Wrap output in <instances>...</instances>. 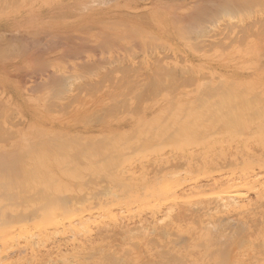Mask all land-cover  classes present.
Returning a JSON list of instances; mask_svg holds the SVG:
<instances>
[{
	"label": "rangeland",
	"instance_id": "obj_1",
	"mask_svg": "<svg viewBox=\"0 0 264 264\" xmlns=\"http://www.w3.org/2000/svg\"><path fill=\"white\" fill-rule=\"evenodd\" d=\"M252 5L251 12L245 15L221 14L218 20L209 22L210 30L204 32L201 24L196 25L195 14L186 13L178 4L156 15L155 21H165L166 29L108 31L109 38L117 44L109 45L106 54L98 56L107 57V61L91 62L92 75L85 78L89 83L85 104L88 109L75 108L80 104L74 102V90L66 93V103L61 99L65 108L39 111L42 119L38 121L48 124L27 121L18 108L6 110L0 106V155L12 154L11 160L18 162V169L12 170L17 171L15 174L21 172L20 176L10 174L12 178L7 174V184L0 177V264H47V259L48 264H264V0H255ZM179 68L186 72L180 73ZM12 90L18 95L15 85ZM258 112L261 116H253ZM224 124H231V128L226 130ZM212 159L213 163L225 160L238 165L225 167L226 164L224 168L220 163L210 164ZM2 166L0 171L12 165ZM188 171L191 175L185 173ZM171 173L175 175L170 178ZM235 174L255 176L229 188L240 192L246 203L226 215L207 212V216L205 206L214 207V193L229 187L226 179ZM215 181L223 185L212 190L207 182L216 186ZM196 182L197 187L207 186L192 189ZM60 199L67 203H58ZM42 206L47 209L42 210ZM184 208L189 210L183 211L186 215L180 213ZM171 210L169 220L165 217L163 221L162 213ZM190 212L191 218L199 215L201 219H190ZM17 213L25 216L21 218ZM173 215L179 217L175 219ZM51 231H57L55 236ZM168 231L171 234L165 236Z\"/></svg>",
	"mask_w": 264,
	"mask_h": 264
},
{
	"label": "crops",
	"instance_id": "obj_2",
	"mask_svg": "<svg viewBox=\"0 0 264 264\" xmlns=\"http://www.w3.org/2000/svg\"><path fill=\"white\" fill-rule=\"evenodd\" d=\"M253 1L255 0H178V2L172 0H106V2L98 0H0V33L5 34L4 37L0 36V38L6 39L8 37L7 40L19 41V43L17 41L8 43L9 40L3 42L4 44L7 43L8 47H14V45L16 47L19 44L12 51L9 50L12 53L7 49L8 53L5 50L8 48L7 44L4 45L2 39L0 40L2 43L0 48L3 46V50L6 51L3 56L4 51L2 53V48L0 49V106L6 110L18 108L24 113L27 121L34 120L35 124H48L38 121L42 119L39 111L43 108L48 110L65 108L64 105L61 106V99L63 104L66 103L65 100L69 98H67L66 93L74 90L75 95H77L74 102L77 105L80 104L75 108L88 109L85 104L88 95L86 88L89 83L85 77L91 73V62L107 61V57L98 58V56L105 55L109 45L117 44L112 40L105 41L112 39L109 38L108 31L166 29V22H156L155 18L157 14H163L164 9L169 5L178 4L181 8H185L186 13L196 15V11H199L198 7H206L210 4L208 7L211 10L208 14L206 11H209V8L207 9V7L205 12L201 11L208 16L201 14L200 11L197 13V15L200 13V15H204L201 17H205L203 20L199 16L200 19H197L199 21L196 20L197 24H201L204 29V25L207 27L208 22L218 20L221 14L250 13ZM201 9L203 10V8ZM106 42L107 44H105ZM46 43L49 49L44 47ZM24 45L28 47L25 49ZM20 46H22V50L18 49ZM42 46L44 47L43 50ZM71 48L74 51L70 50ZM103 49L104 51H102ZM75 51H78L77 53L80 55H77ZM93 55L95 56L94 59ZM31 73L36 74L33 76ZM59 74H62L63 78ZM80 76L83 77L84 81ZM58 78L63 83L58 82L59 86L55 87ZM43 80L47 81L43 82ZM12 85L17 88L18 95L12 90ZM60 85L64 88L61 89ZM53 88L62 90L56 91L58 94L62 93L63 90L64 92L56 98L57 93L55 90L53 92Z\"/></svg>",
	"mask_w": 264,
	"mask_h": 264
},
{
	"label": "bare ground",
	"instance_id": "obj_3",
	"mask_svg": "<svg viewBox=\"0 0 264 264\" xmlns=\"http://www.w3.org/2000/svg\"><path fill=\"white\" fill-rule=\"evenodd\" d=\"M95 1H97V0H95ZM98 1H102V2L105 1V2H106V0H98ZM107 1H109V0H107ZM207 3H208V2H207ZM230 4H232V3H230ZM206 5H207V4H206ZM209 5H210V4H208V5L206 6L207 9L209 8V7H208ZM211 5H212V4H211ZM251 5H252V4H251ZM262 5H263V4H262ZM203 6H204V5H203ZM225 6H226V4H225ZM252 6H253V5H252ZM196 7H197V6H196ZM206 7H201V8H203V10H202L200 7H198V8H199V11H200V12H201V11H204V12H205ZM233 7H234V6H233ZM84 8H85V7H84ZM220 8H221V6H220ZM223 8H224V7H223ZM225 8H226V7H225ZM82 9H83V8H82ZM197 10H198V9H197ZM210 10H211V9L209 8V11H206L207 14H208V12H210ZM218 10H219V9H218ZM230 10H231V9H230ZM240 10H242V9H240ZM195 11H196V10H195ZM195 11H194V12H195ZM199 11H196V15H194L196 20L199 18V16L201 17V16L206 15V13H204V12H201V14H204V15H200V13L197 15V13H198ZM213 11H214V9H213ZM215 11L217 12V10H215ZM234 11H235V10H234ZM248 11H250V10L248 9ZM225 12H226V11H225ZM229 12H232V11H229ZM211 13H212V11H211ZM222 13H223V11H222ZM238 13H239V12H238ZM192 14H194V13H192ZM209 14H210V13H209ZM224 14H225V13H224ZM241 14L243 15L244 13H241ZM210 15H211V14H210ZM214 15H215V14H214ZM216 15H217V14H216ZM244 15H245V14H244ZM206 16H208V15H206ZM204 18H205V17H201V19H203V20H204ZM190 19H191V18H190ZM199 19H200V18H199ZM185 20H186V19H185ZM203 20H202V21H203ZM198 21H199V20H197V22H198ZM101 22H102V21H101ZM193 22H194V21H193ZM197 22H196V25H197ZM200 22H201V21H200ZM190 23H191V22H190ZM202 23H203V22H202ZM208 23H209V22H208ZM210 24H211V23H210ZM183 25H184V24H183ZM211 25H212V24H211ZM198 26H199V23H198ZM204 27H205L204 29H202L203 27H200V29H202L203 32H204V31H207V30H210V28H208V27L206 28L205 25H204ZM181 28H182V27H181ZM192 28L194 29V27H191V28L188 27V29H192ZM195 28H196V27H195ZM178 29H179V28H178ZM193 29H192V30H193ZM197 29H198V27H197ZM205 29H207V30H205ZM180 30H181V29H180ZM106 31H107V30H106ZM189 31H190V30H189ZM191 32H193V31H191ZM203 32H201V33H203ZM33 33H34V31H33ZM193 33H194V32H193ZM201 33H199V34H201ZM10 34H11V33H10ZM12 34H13V33H12ZM19 34H20V33H19ZM19 34H16V35L19 36ZM29 34H31V33H29ZM41 34H42V33H41ZM103 34H104V33H103ZM187 34H190V33H187ZM191 34H192V33H191ZM191 34H190V35H191ZM196 34H197V33H196ZM3 35H5V34H4V33H2V34L0 33V36L4 37ZM16 35H15V36H16ZM20 35H21V34H20ZM27 35H28V33H27ZM116 35H117V34H116ZM36 36H37V35H36ZM108 36H109V35H108ZM126 36H127V35H126ZM135 36H136V35H135ZM155 36H156V35H155ZM181 36H182V35H181ZM184 36H185V35H184ZM2 37L0 38V40L2 39V40H1L2 43H3V42H7L8 40H9L8 43H9V42L11 43L12 39H11V41H10V39L7 40L8 37H7L6 39H3ZM5 37H6V36H5ZM9 37H10V36H9ZM188 37H189V36H188ZM191 37H192V36H191ZM193 37H194V36H193ZM11 38H13L12 35H11ZM14 38H15V37H14ZM58 38H59V37H58ZM18 39H19V38H18ZM21 39H22V37H21ZM31 39H32V38H31ZM112 39H113V38H112ZM162 39H163V38H162ZM32 40H34V39H32ZM32 40H31V41H32ZM109 40H111V39H108V40L106 39L105 41L108 42ZM1 41H0V43H1ZM13 41L16 42L17 40H14V39H13ZM13 41H12V42H13ZM22 41H23V40H22ZM22 41H21V42H22ZM28 41L30 42V40H28ZM39 41H40V40H39ZM51 41H53V40H51ZM102 41H103V40H102ZM105 41H104V42H105ZM17 42L19 43V41H17ZM35 42H36V41H35ZM89 42H90V41H89ZM107 42H106L105 44H107ZM112 42H113V41H112ZM2 43H1L0 45H2ZM58 43H59V42H58ZM91 43H92V42H91ZM101 43H102V42H101ZM3 44H4V43H3ZM6 44H7V43H6ZM6 44H4V45H6ZM14 44H15V43H14ZM30 44H31V43H30ZM32 44H33V43H32ZM37 44H38V43H37ZM43 44H44V43H43ZM50 44H51V42H50ZM53 44H54V43H53ZM56 44H57V42H56ZM17 45L19 46V44H17ZM27 45H28V43H27ZM27 45H26V47H28ZM35 45H36V44H35ZM41 45H42V44H41ZM41 45H40V46H41ZM66 45H67V44H66ZM66 45H65V46H66ZM18 46H16V47H18ZM22 46H23V45H22ZM22 46H20V48H18V49H19V50H20V49L22 50V48H21ZM33 46H34V45H33ZM81 46H82V45H81ZM2 47H3V46H2ZM2 47H1V48H2ZM4 47H5V46H4ZM7 47H8V44H7ZM14 47H15V45H14ZM14 47H12V46L10 47V46H9V47L6 48L5 50L7 51V49H8V51H9V50L12 51ZM16 47H15V48H16ZM26 47H25V45H24V48H25V49H26ZM30 47H31V46H30ZM34 47H35V46H34ZM44 47L47 48V43H46V46H44ZM44 47H43V46L41 47L42 50H43ZM50 47H51V46H50ZM77 47H78V45H77ZM94 47H95V45H94ZM94 47H93V48H94ZM1 48H0V49H1ZM11 48H12V49H11ZM46 48H45V50H46ZM67 48H68V47H67ZM69 48H70V47H69ZM74 48H75V47H74ZM101 48H102V46H101ZM101 48H100V49H101ZM115 48H116V47H115ZM3 49H4V48H2V53H3V51H4V53H3V56H4V54L6 53V51L3 50ZM18 49H17V50H18ZM47 49H49V47H48ZM80 49H82V48H80ZM89 49L91 50V48H89ZM100 49H99V50H100ZM17 50H16V51H17ZM70 50H73V49L71 48ZM0 51H1V50H0ZM8 51H7V52H8ZM11 51H9V52L12 53ZM48 51H49V50H48ZM65 51H66V50H65ZM65 51H64V52H65ZM68 51H69V50H68ZM73 51H74V50H73ZM73 51H72V52H73ZM79 51L81 52V50H79ZM102 51H104V49H103ZM102 51H101V52H102ZM170 51H171V50H170ZM9 52H8V53H9ZM23 52H24V51H23ZM26 52H27V51H26ZM44 52H45V51H44ZM77 52H78V51H77ZM77 52L75 51V53H77ZM96 52H97V50H96ZM19 53H20V52H19ZM42 53H43V52H42ZM73 54H74V53H73ZM63 55H64V54H63ZM77 55H80V53H79V54L77 53ZM0 56H1V54H0ZM102 56H103V55H102ZM60 58H61V57H60ZM41 59H42V58H41ZM76 59H77V58H76ZM38 60H39V58H38ZM84 60H85V59H84ZM112 60H113V59H112ZM118 60H119V59H118ZM121 60H122V59H121ZM97 61H98V60H97ZM110 61H111V60H110ZM88 62H89V60H88ZM123 63H124V62H123ZM125 63H126V62H125ZM157 63H158V62H157ZM120 64H121V62H120ZM41 65H42V64H41ZM91 65H93V64H91ZM101 65H102V64H101ZM116 65H117V64H116ZM121 65H123V64H121ZM39 66H40V65H39ZM46 66H47V65H46ZM79 66H80V65H79ZM87 66H88V65H87ZM89 66H90V65H89ZM127 66L130 67L131 65H127ZM142 66H143V65H142ZM40 67H41V66H40ZM77 67H78V66H77ZM85 67H86V66H85ZM118 67L121 68L120 66H118ZM123 67H126V66L124 65ZM123 67H122L121 69H123ZM149 67H150V66H149ZM152 67L154 68V66H152ZM162 67H163V66H162ZM162 67H161V68H162ZM171 67H172V66H171ZM104 68H105V67H104ZM130 68H131V67H130ZM150 68H151V67H150ZM163 68H164V67H163ZM165 68L168 70V68H170V67L167 68V66H166ZM78 69H79V67H78ZM83 69H84V68H83ZM127 69H128V68H127ZM138 69H139V68H138ZM171 69L174 70V67L171 68ZM93 70H94V69H93ZM125 70H126V69H125ZM153 70H154V69H153ZM159 70H161V69H159ZM167 70H166V71H167ZM173 70H172V71H173ZM179 70H180V68H179ZM33 71H34V70H33ZM107 71H108V70H107ZM127 71H128V70H127ZM127 71H126V72H127ZM132 71H133V70H132ZM135 71L138 72V70H135ZM149 71H150V70H149ZM162 71H163V69H162ZM174 71H175V70H174ZM174 71H173V72H174ZM182 71H183V70H182ZM182 71L180 70V73H181ZM61 72H62V71H61ZM170 72H171V71H170ZM184 72H186V71H183V73H184ZM25 73H26V72H25ZM76 73H77V72H76ZM85 73H86V72H85ZM87 73H88V72H87ZM91 73H92V71H91ZM91 73H90V74H91ZM106 73H107V72H106ZM156 73H157V72H156ZM23 74H24V73H23ZM35 74H36V73H35ZM35 74H34V75H35ZM171 74H172V73H171ZM31 75H33V74L31 73ZM31 75H30V76H31ZM34 75H33V76H34ZM59 75H60V74H59ZM61 75H62V74H61ZM61 75H60V76H61ZM91 75H92V74H91ZM93 75H94V74H93ZM103 75H104V74H103ZM172 75H173V74H172ZM174 75H175V74H174ZM22 76H23V75H22ZM50 76H51V74H50ZM67 76H68V75H67ZM67 76H64V78H67ZM77 76H79V75H77ZM68 77H69V76H68ZM80 77H82V76H80ZM30 78H32V77H30ZM34 78H35V77H34ZM62 78H63V75H62ZM85 78H86V77H85ZM101 78H102V77H101ZM149 78H150V77H149ZM46 79H47V77H46ZM51 79L54 80L53 78H51ZM69 79H71V78H69ZM75 79H76V78H75ZM78 79H79V78H78ZM82 79H83V77H82ZM82 79H81V80H82ZM126 79H127V78H126ZM55 80H57V79H55ZM58 80H59V78H58ZM58 80H57L56 85H54L55 87H57V85L59 86L58 82H60V80H59V81H58ZM62 80H64V79H62ZM65 80H66V79H65ZM156 80H157V79H156ZM46 81H47V80H46ZM66 81H67V80H66ZM83 81H84V79H83ZM172 81H173V80H172ZM220 81H221V80H220ZM34 82H35V81H34ZM51 82H52V81H51ZM55 82H56V81H55ZM157 82H158V80H157ZM157 82H156V83H157ZM170 82H171V81H170ZM174 82H175V79H174ZM36 83H37V82H36ZM60 83H63V82H60ZM130 83H131V82H130ZM219 83H221V82H219ZM233 83H234V82H233ZM40 84H41V83H40ZM40 84H39V85H40ZM135 84H136V83H135ZM150 84H151V83H150ZM158 84H159V83H158ZM158 84H157V85H158ZM43 85L45 86V84H43ZM43 85H42V86H43ZM49 85H50V84H49ZM62 85H63V84H62ZM62 85H60V86H61V89L64 88V86H63V88H62ZM79 85H80V84H79ZM122 85H123V84H122ZM155 85H156V84H155ZM159 85H160V84H159ZM218 85H219V84H218ZM220 85H221V84H220ZM220 85H219V86H220ZM128 86H129V85H128ZM145 86H146V85H145ZM145 86H144L143 88L146 89ZM206 86H208V85H206ZM216 86H217V85H216ZM36 87H37V86H36ZM88 87H89V86H88ZM120 87H122V86H120ZM149 87H150V86H149ZM152 87L154 88V86H152ZM202 87H203V86H202ZM220 87H221V86H220ZM51 88H52V87H51ZM65 88H66V87H65ZM130 88H131V86H130ZM206 88H207V87H206ZM211 88H212V87H211ZM218 88H219V87H217V89H218ZM131 89H132V88H131ZM201 89H202V88H201ZM213 89H214V87H213ZM213 89H211V90H212L211 92H213ZM219 89L222 90L221 88H219ZM50 90H51V89H50ZM52 90H53V92H54L55 88H53ZM58 90H60V89L58 88L57 90H55V92L58 91ZM126 90H128V88H127ZM135 90H137V89H135ZM140 90H142V89H140ZM154 90H155V88H154ZM156 90H157V89H156ZM156 90H155V91H156ZM206 90H207V89H206ZM209 90H210V89H209ZM214 90H216V89H214ZM60 91H62V90H60ZM130 91H131V90H130ZM137 91H138V90H137ZM148 91H149V90H148ZM222 91H223V90H222ZM53 92H52V93H53ZM63 92H64V90H63ZM63 92H62V93H59V94L56 92L57 95H55V94H54V95H55L56 98H57L60 94H63ZM125 92H126V91H125ZM125 92H124V93H125ZM128 92H129V91H128ZM141 92H142V91H141ZM141 92H137V93H141ZM198 92H199V91H198ZM200 92H201V91H200ZM217 92H218V91H217ZM224 92H225V91H223L222 93H224ZM124 93H123V94H124ZM126 93H127V92H126ZM145 93H146V92H145ZM201 93H202V92H201ZM201 93H200V94H201ZM205 93H208V92L205 91ZM209 93H210V92H209ZM209 93H208V95H209ZM143 94H144V91H143ZM198 94H199V93H198ZM210 94H211V93H210ZM218 94H219V92H218ZM230 94H231V93H230ZM230 94H229V95H230ZM52 95H53V94H52ZM130 95H131V94H130ZM135 95H136V94H135ZM141 95H142V94H141ZM170 95H171V94H170ZM204 95H205V94H204ZM211 95H212V94H211ZM213 95H215L214 92H213ZM213 95H212V97H214ZM55 96H53V97H55ZM127 96H129V95H127ZM138 97H139V96H138ZM205 97H207V96H205ZM219 97H220V94H219ZM222 97L225 98V96H222ZM227 97H228V96H227ZM231 97H232V95H231ZM120 98H121V97H120ZM171 98H172V95H171ZM171 98H169V99H171ZM173 98H174V97H173ZM208 98H211V96L208 97ZM123 99H125V98H123ZM129 99H130V97H129ZM196 99H198V98H196ZM200 99H201V98L199 97V100H198V101H200ZM225 99H226V98H225ZM113 100H115V99H113ZM172 100H173V99H172ZM202 100H203V99H202ZM124 101H125V100H124ZM127 101H128V100H127ZM127 101H126V102H127ZM170 101H171V100H170ZM204 101H205V100H204ZM213 101H214V100H213ZM215 101H216V100H215ZM215 101H214V103H215ZM220 101H221V100H220ZM223 101H224V100H223ZM114 102H115V101H114ZM126 102H125V104H126ZM194 102H197V100H196V101L194 100ZM225 102H226V101H225ZM238 102H239V101H238ZM238 102H236V103H238ZM217 103H218V101H217ZM236 103H235V104H236ZM239 103H241V102H239ZM115 104H116V103H115ZM115 104H114V105H115ZM185 104H186V103H185ZM210 104H211V103H210ZM221 104H223V103H221ZM225 104H226V103H225ZM231 104H232V103H231ZM111 105H112V104H111ZM170 105H171V104H170ZM195 105H196V104H195ZM211 105H212V104H211ZM226 105H227V104H226ZM232 105H234V104H232ZM253 105H254V104H253ZM261 105L264 106V103H262ZM173 106H174V105H173ZM173 106H172V107H173ZM215 106H216V105H215ZM217 106H218V105H217ZM221 106H222V105H221ZM246 106H247V105H246ZM105 107H106V106H105ZM124 107H125V106H124ZM124 107H123V108H124ZM136 107H138V106H136ZM168 107L170 108V106H168ZM185 107H186V106H185ZM193 107H194V106H193ZM197 107H198V106H197ZM197 107H195V108H197ZM200 107H201V106H200ZM212 107H213V106H212ZM219 107H220V105H219ZM224 107H225V106H224ZM238 107H240V106H238ZM251 107H252V106H251ZM183 108H184V107H183ZM198 108H199V107H198ZM220 108H221V107H220ZM233 108H234V107H233ZM260 108H261V107H260ZM263 108H264V107H263ZM135 109H136V108H135ZM211 109H212V108H211ZM213 109H214V108H213ZM228 109H229V106H228ZM251 109H252V108H251ZM106 110H107V109H106ZM127 110H128V109H127ZM168 110H172V109L170 108V109H168ZM224 110H226V109H224ZM260 110H262V109H260ZM130 111H131V110H130ZM138 111H139V110H138ZM166 111H167V110H166ZM201 111L203 112V110H201ZM208 111H209V110H208ZM211 111H212V110H210L209 112L212 113ZM227 111H228V110H227ZM227 111H226V112H227ZM249 111H250V110H249ZM126 112H127V111H126ZM131 112H132V111H131ZM205 112H206V111H205ZM219 112H220V111H219ZM224 112H225V111H224ZM229 112H230V111H229ZM238 112H239V111H238ZM253 112H254V113H253ZM259 112H260V111H259ZM259 112H258V113H259ZM127 113H128V112H127ZM166 113H167V112H166ZM169 113H170V112H169ZM220 113H221L220 115H222V112H220ZM252 113L255 114V110H254V109H253ZM252 113H250V114H252ZM258 113H257V115H253V116H255V117H258L259 115L261 116V114H260V113L258 114ZM262 113H264V112H262ZM184 114H185V113H184ZM207 114H208V113H207ZM234 114L237 115V112L234 113ZM250 114L248 113L249 116H250ZM163 115H165V114H163ZM202 115H205V114H202ZM212 115H213V114H212ZM215 115H216V114H215ZM217 115H218V114H217ZM223 115H224V114H223ZM229 115H230V114H229ZM236 115H235V117H236ZM238 115H239V114H238ZM165 116H166V115H165ZM210 116H211V115H209L208 117H210ZM218 116H219V115H218ZM244 116H245V115H244ZM253 116L251 115V117H253ZM94 117H95V116H94ZM208 117H206V119H207ZM212 117H213V116H212ZM214 117H215V116H214ZM224 117H225V116H224ZM251 117H249V119H250ZM255 117H254V120H255ZM102 118H104V117H102ZM164 118H165V117H164ZM161 119H162V118H161ZM180 119H181V118H180ZM206 119H205V120H206ZM213 119H214V118H213ZM246 119H247V118H246ZM162 120H163V119H162ZM162 120H161V121H162ZM210 120H211V118H210ZM227 120H229V118H227ZM232 120H233V119H232ZM234 121H236V120H234ZM252 121H253V119H252ZM259 121H260V120H259ZM162 122H163V121H162ZM214 122H215V119H214ZM214 122H213V123H214ZM229 122H232V121L230 120ZM229 122H227V123H229ZM233 123H234V122H233ZM235 123H236V122H235ZM246 123H247V122H246ZM259 123H260V122H259ZM168 124H169V123H168ZM224 125H226L225 128L228 127V130H229V128H231V127H229V125H231V124H229L228 126H227V124H224ZM235 125H236V124H235ZM247 125H248V124H247ZM245 127H246V126L244 125V128H245ZM220 128H221V127H220ZM222 128H223V130L225 129L224 127H222ZM248 128H249V127H248ZM254 128H255V127H254ZM254 128H253V129H254ZM153 129H154V128H153ZM232 129H233V128H232ZM251 129H252V128H251ZM218 130H219V129H218ZM223 130H222V131H223ZM226 130H227V128H226ZM240 130H241V129H240ZM243 130H245V129H243ZM246 130L248 131L249 129H246ZM151 131H152V130H151ZM237 131H239V130H237ZM254 131H255V129L253 130V132H254ZM170 132H171V131H170ZM243 132H244V131H243ZM243 132H241V133H243ZM251 132H252V131H251ZM217 133H218V132H217ZM219 133H220V131H219ZM244 133H245V132H244ZM244 133H243V134H244ZM0 134H1V133H0ZM157 134H158V133H157ZM169 134H170V133H169ZM245 134H246V133H245ZM245 134H244V135H245ZM248 134L251 135L250 130L248 131ZM115 135H116V134H115ZM171 135H172V134H171ZM232 135H233V134H232ZM246 135H247V134H246ZM1 136H2V135H1ZM157 136H158V135H157ZM167 136H168V135H167ZM149 137H150V136H149ZM165 137H166V136H165ZM168 137H169V136H168ZM230 137H231V135H230ZM240 137H241V136H240ZM2 138H3V137H2ZM263 138H264V137H263ZM241 139H242V138H241ZM1 140H2V139H1ZM163 140H164V139H163ZM165 140H167V139L165 138ZM165 140H164L163 142H165ZM171 140H172V139H171ZM237 140H238V139H237ZM169 141H170V140H169ZM222 141H223V140H222ZM227 141H228V139H227ZM209 142H210V141H209ZM219 142H220V141H219ZM168 143H169V142L167 141V143H165V144H168ZM220 143H221V142H220ZM223 143H224V142H222V144H223ZM237 143H238V142H237ZM262 143H263V142H262ZM213 144H214V142H213ZM263 144H264V143H263ZM237 145H238V144H237ZM38 146H39V145H38ZM246 146H247V145H246ZM251 146H252V145H251ZM253 146H254V145H253ZM214 147H215V146H214ZM231 148H232V146H231ZM250 148H252V147H250ZM253 148H254V147H253ZM254 149H255V148H254ZM220 150H221V149H220ZM223 150H224V149H223ZM235 150H236V149H235ZM250 150H251V149H250ZM256 150H258V148H256ZM259 150H260V149H259ZM259 150H258V151H259ZM193 151H194V150H193ZM252 151H253V150H252ZM215 152H216V151H215ZM254 152H255V151H254ZM261 152H262V151H261ZM216 153H217V152H216ZM3 154H5V155H0V158H1V159L3 158V159H2L3 162H2L1 159H0V168H1L2 164L6 165V166H5L6 168L9 167L10 165H12V166H11L12 168L9 167L10 169H7V170H2V169H1V171H0V177H3V180H4V177L6 176V177H5V180H6L7 176H9V175L12 174V173L15 174V172H17L16 170L18 169V167H17V169H16V166H17L16 164H17L18 162H15V160H14L15 158L11 160L10 157L13 158L12 154H11V156H10V154H9V155H6V153H3ZM217 154H218V153H217ZM229 154H230V152H229ZM17 155H18V154H17ZM263 155H264V154H263ZM20 156H21V155H20ZM185 156H186V154H185ZM193 157H194V156H193ZM9 158H10V160H9ZM16 158L18 159V157H16ZM215 158H216V157H215ZM17 159H16V160H17ZM197 159H198V158H197ZM183 160H184V159H183ZM183 160H182V161H183ZM192 160H195V159L193 158ZM206 160H207V159H206ZM213 160H215V159H212L211 161H209L210 164H215V163H216V164H219V163H220V162L217 163L218 161L215 162V163H213V162H214ZM238 160H239V158H238ZM182 161H181V162H182ZM195 161L199 162V159H198V160H195ZM239 161H240V160H239ZM174 162L176 163V161H174ZM185 162H186V161H184V164H185ZM231 162H232V161H231ZM240 162H241V161H240ZM246 162H247V161H244L243 164H245ZM251 162H252V160H251ZM253 162H254V161H253ZM260 162H261V161H260ZM1 163H2V164H1ZM170 163H171V161H170ZM175 163H174V164H175ZM178 163H179V162H178ZM186 163H187V162H186ZM200 163H201V162H200ZM207 163H208V160H207ZM247 163H248V162H247ZM171 164H172V163H171ZM181 164L183 165V163H181ZM181 164H179V165H181ZM195 164H197V163L195 162ZM226 164H227V165H226ZM228 164H229V165H228ZM177 165H178V164H177ZM182 165H181V167H182ZM191 165H192V164H191ZM198 165H200L199 167H201V166H204L205 164H203V165H202V164H198ZM220 165H222V166H223V165H226L225 167H228V166L231 167L230 165H232V164L229 163V161H225V160H224L222 163L219 164V166H220ZM233 165H238V162H237V163H236V162H233ZM233 165H232V166H233ZM239 165H241V164H239ZM13 166H14L15 168H14ZM143 166H144V165H143ZM157 166H158V165H157ZM159 166L161 167V165H159ZM172 166H173V165H172ZM183 166H185V165H183ZM195 166H196V165H195ZM207 166H210V165L207 164ZM2 167H3V166H2ZM5 167H4V168H5ZM152 167H153V166H152ZM164 167H165V166H164ZM164 167H163V168H159V170H158L157 172H161V170H164ZM174 167H175V165H174ZM178 167H180V166H178ZM178 167H176V169H177ZM185 167H186V166H185ZM190 167H191V166H190ZM192 167H193V166H192ZM192 167H191V168H192ZM205 167H206V166H205ZM211 167H212V165H211ZM211 167H210V168H211ZM220 167H221V166H220ZM223 167H224V166H223ZM223 167H222V168H223ZM225 167H224V168H225ZM6 168H5V169H6ZM169 168H170V167H169ZM172 168H173V167H172ZM182 168H183V167H182ZM182 168H180V169H182ZM193 168H194V167H193ZM196 168H197V167H196ZM212 168H214V166H213ZM222 168H221V169H222ZM12 169H13V170L16 169L15 172H14ZM139 169H140V168H139ZM139 169H138V170H139ZM152 169H153V168H152ZM154 169H155V167H154ZM154 169H153V170H154ZM157 169H158V168H157ZM157 169H155V170H157ZM160 169H161V170H160ZM170 169H171V168H170ZM173 169H174V168H173ZM176 169H175V170H176ZM180 169H179V170H180ZM183 169H184V168H183ZM183 169H182V170H183ZM194 169H195V168H194ZM194 169H193V170H194ZM201 169H202V168H201ZM208 169H209V168H208ZM217 169H219V168H217ZM155 170H154V171H155ZM193 170H192V171H193ZM196 170H197V169H196ZM196 170H195V172H196ZM18 172H19V171H18ZM155 172H156V171H155ZM183 172H184V171H183ZM189 172H190V171L185 172V173H188V174H189ZM195 172H194V173H195ZM199 172H200V170H199ZM208 172H209V171H208ZM19 173H21V172H19ZM19 173H16L15 176L18 175ZM22 173H23V172H22ZM175 173H177V174L180 173V174H181V172H175ZM175 173H171V175H169V176H168V174H167V176H168V177H170V176L173 177V176L175 175ZM197 173H198V172H197ZM225 173H226V172H225ZM7 174H9V175H7ZM183 174H184V173H183ZM192 174H193V173H192ZM257 174H258V173H257ZM24 175H25V174H24ZM142 175H143V174H142ZM155 175H156V174H155ZM172 175H173V176H172ZM185 175H186V174H185ZM190 175H191V172H190ZM247 175H248V174H242V175H240V176H236V174H235L236 177H234V178H227L225 184L228 185V184L230 183V186H229V187H226L225 189H221V188H220L219 190H217V193H214V194L216 195V199H213V200H215L214 202H212L213 200L211 201L212 198H211L210 196H211L212 194L210 193L211 195L208 196V197L211 198L210 201L213 203V205H214V204H215V205H214V207H213L212 209H211L212 206H210V208H209V207L206 208V206L209 205V204H207V205L205 206V209H207V210L204 211V212H206V215H207V212H212V213H215V214H225V215H226V214H228V213H230V212H234V210H236L238 207H239V208L243 207V203L245 202V201H244L245 199H244L242 196H240V192L232 191V189L229 190V188H232L236 183H238V182H240V181H241V182H247V181H248V178L252 177V178L254 179V177H255V176H250V177L246 178ZM258 175H259V174H258ZM258 175H257V176H258ZM15 176H13V177H14L13 179H16ZM19 176H20V174H19ZM165 176H166V175H164V177H165ZM167 176H166V177H167ZM177 176H178V175H177ZM24 177H25V176H24ZM171 177H170V178H171ZM10 178H12L11 175H10ZM21 178H23V177H21ZM13 179H11V180H13ZM17 179H18V177H17ZM156 179H159V177H157ZM192 179H193V178H192ZM210 179L212 180V182L214 181V178H210ZM1 180H2V179H1ZM3 180H2V181H3ZM5 180H4V181H5ZM23 180H24V178H23ZM215 180H216V178H215ZM186 181H188V180H186ZM216 181H217V180H216ZM216 181H215V182H216ZM12 182H13V181H12ZM184 182H185V181H184ZM223 182H224V180H223ZM223 182H222V181H218V182H216V184H217L216 186H214L215 183H211V184H210V182H209V183L207 182V185L210 186V188H211L212 190H213V189L216 190V189H217V186H218V188H219V186H222V185H223ZM0 183H2V182H0ZM5 183H6V181H5ZM202 183H203V182H202ZM221 183H222V184H221ZM6 184H7V183H6ZM197 184H198L197 182L194 183L193 187H191V188H192V189H198V188L202 187V185H203V184H202L200 187H197ZM249 184H250V183H249ZM249 184H248V185H249ZM15 185H16V184H14V186H15ZM207 185L205 184V185H203V186H207ZM259 185H260V184H259ZM1 186H2V185H1ZM4 186L6 187V185H4ZM190 186H191V185H190ZM236 186H238V185H236ZM261 186H264V184L261 185ZM5 187H4L3 189H5ZM188 187H189V186H188ZM186 188H187V186H186ZM210 188H209V189H210ZM139 189H141V188H139ZM189 189H190V188H189ZM183 190H184V189H183ZM185 190H186V189H185ZM181 192H182V191H181ZM181 192H180V193H181ZM187 193H188V192H187ZM8 194H10V193H8ZM14 194H15V193H14ZM107 194H111V193H107ZM255 194H256V193H255ZM257 194H258V193H257ZM259 194H260V193H259ZM4 195H6V192H5ZM183 195H184V194H183ZM14 196H16V195H14ZM106 196H107V195H106ZM4 197H5V196H4ZM213 197H214V196H213ZM205 199H206V198H205ZM208 199H209V198H208ZM208 199H207V201H208ZM251 199H252V198H251ZM58 200H59V199H58ZM203 200H204V199H203ZM9 201H10V200H9ZM27 201H28V200H27ZM55 201H56V200H55ZM55 201H54V202H55ZM207 201H206V202H207ZM52 202H53V200H52ZM54 202H53V203H54ZM57 202H58V203L60 202V203H62V204L65 205V202H66V201H65V202H61V199H60V201H57ZM57 202H56V203H57ZM204 202H205V201H204ZM206 202H205V204H206ZM53 203H51V204H53ZM58 203H57V204H58ZM66 203H67V202H66ZM207 203H208V202H207ZM245 203H246V202H245ZM11 204H12V203H9V205H11ZM15 204H16V203H15ZM42 204H43V203H42ZM51 204H48V205H51ZM57 204H56V205H57ZM62 204H60V205H61L62 207H64V205H62ZM203 204H204V203H203ZM205 204H204V205H205ZM4 205H5V204H4ZM4 205H3V206H4ZM6 205H7V204H6ZM48 205L46 206L47 208H48ZM56 205H55V204H54V206L52 205L53 208L55 207V209H56V207H58V206H56ZM66 205H67V204H66ZM79 205H80V204H79ZM183 205H184V204H183ZM197 205H199V204L197 203ZM201 205H202V203H201ZM201 205H200V206H201ZM204 205H202V206L204 207ZM210 205H211V203H210ZM18 206H19V205H18ZM24 206H25V205H24ZM52 206H50V208H51ZM61 206H60L59 208H62ZM72 206H73V205H72ZM184 206H185V205H184ZM186 206H187V205H186ZM192 206H193V205H192ZM202 206H201V207H202ZM42 207H43V206H42ZM46 207H43L42 210H44V208H46ZM142 207H143V206H142ZM181 207H182V206H181ZM187 207L190 208L189 206H187ZM194 207H195V206H194ZM201 207L198 208V206H197L196 208L199 210V209H201ZM255 207H256V206H255ZM260 207H261V206H260ZM47 208H46V209H47ZM53 208H52V209H53ZM68 208H69V207H68ZM169 208H171V207H169ZM169 208H167V209L170 210ZM0 209H1V208H0ZM48 209H49V208H48ZM173 209H174V208H173ZM173 209H172V210H173ZM203 209H204V208H203ZM31 210H32V209H31ZM34 210H36L35 207H34ZM34 210H32V211H34ZM58 210L60 211V209H58ZM58 210H57V211H58ZM75 210H76V209H75ZM172 210L169 211V213H167V214H166V212L162 213L163 216H164V215H165V216H164V217L161 216L160 218L163 219V221H164L165 217H167L166 219L169 220V218H168V214H171L170 212H172ZM179 210H181V208H180ZM184 210H185V208L182 209V211H180V213L183 212ZM192 210H193V209H192ZM192 210H191V211H192ZM195 210H196V209H194V211H195ZM248 210H249V209H248ZM52 211H53V210H52ZM185 211H187V213H188L189 210L186 209ZM185 211H184V212H185ZM194 211H192V212H194ZM199 211H200V210H199ZM242 211H243V210H242ZM245 211L247 212V210H245ZM251 211H252V210H251ZM53 212H54V211H53ZM167 212H168V211H167ZM184 212H183V214H185ZM195 212H196V211H195ZM201 212H202V211H201ZM243 212H244V211H243ZM259 212H260V211H259ZM20 213H22V212H20ZM34 213H35V212H34ZM177 213H179V211L176 212V215H177ZM212 213H211V214H212ZM240 213H241V211H240ZM251 213H252V212H251ZM254 213H255V212H254ZM254 213H252V214L254 215ZM17 214H18V213H17ZM17 214H16V215H17ZM29 214H30V210H29ZM32 214H33V212H32ZM181 214H182V213H181ZM195 214H196V213H195ZM201 214H202V213H201ZM236 214H238V213H236ZM236 214H235V215H236ZM245 214H246V213H245ZM14 215H15V214H14ZM16 215H15V216H16ZM18 215H20V214H18ZM176 215H173V216H175V219L179 217V216H176ZM185 215H186V214H185ZM208 215H209V214H208ZM208 215H207V216H208ZM242 215H244V214H242ZM11 216H12V215H11ZM20 216H21V218H23V216H25V213L21 214ZM20 216L18 217V218H19L18 220H20ZM183 216H184V215H183ZM187 216H189V214H187ZM192 216H193V215H192ZM198 216H199V215H198ZM198 216H197V217H198ZM207 216H206V217H207ZM212 216H213V215H212ZM218 216H219V215H218ZM231 216H232V215H231ZM233 216H234V215H233ZM9 217H10V216H9ZM162 217H163V218H162ZM180 217H181V216H180ZM195 217H196V216H195ZM197 217H196V218H197ZM199 217H200V216H199ZM4 218H5V217H4ZM10 218H11V217H10ZM10 218H9V219H10ZM12 218H13V217H12ZM15 218L17 219V217H15ZM85 218H86V217H85ZM87 218H88V217H87ZM182 218H183V217H182ZM184 218H186V217H184ZM192 218H194V217H192ZM192 218H191V212H190V219H192ZM196 218H194V220H197ZM223 218H224V217H223ZM228 218H229V217H228ZM26 219H27V217H26ZM71 219H72V217H71ZM89 219H90V218H89ZM166 219H165V221H166ZM179 219H180V218H179ZM179 219H178V221H179ZM188 219H189V218H188ZM198 219H199V218H198ZM200 219H201V217H200ZM207 219H208V218H207ZM235 219H236V218H235ZM256 219H257V218H256ZM261 219H262V218H261ZM0 220H1V219H0ZM12 220H13V219H12ZM23 220H25V219H23ZM23 220H22V221H23ZM57 220H58V219H57ZM85 220H87V219H85ZM158 220H159V219H158ZM158 220H157L156 222L159 224V222L162 221V220H160L159 222H158ZM168 220H167V222H168ZM205 220H206V218H205ZM214 220H215V219H214ZM16 221H17V220H16ZM16 221H15V223H16ZM163 221H162L161 223H163ZM202 221H204V220H202ZM215 221H217V220H215ZM222 221H224V220L222 219ZM227 221H229V220H227ZM227 221H226V222H227ZM250 221H251V220H250ZM250 221H249V222H250ZM255 221H256V220H255ZM23 222H25V221H23ZM23 222H21V223H23ZM27 222H28V221H27ZM142 222H144V221H142ZM146 222H147V221H146ZM146 222H145V224H146ZM167 222H166V223H167ZM224 222H225V221H224ZM226 222H225V223H226ZM230 222H231V221H230ZM4 223H6V222L4 221ZM8 223H9V222H8ZM17 223H18V222H17ZM58 223H59V222H58ZM73 223H74V222H73ZM81 223H82V222H81ZM152 223H154V222H152ZM166 223H165V224H166ZM214 223H215V222H214ZM219 223H221V221H219ZM255 223H256V222H255ZM0 224H1V222H0ZM13 224H14V223H13ZM75 224H76V223H75ZM82 224H83V223H82ZM140 224H141V223H140ZM163 224H164V223H163ZM209 224H210V221H209ZM209 224L207 223V225H209ZM217 224H218V223H217ZM217 224H216V225H217ZM230 224H231V223H230ZM240 224H241V223H240ZM240 224H239V226H240ZM4 225H5V224H4ZM76 225H77V224H76ZM78 225H79V222H78ZM138 225H139V224H138ZM142 225H143V223H142ZM155 225H156V224H155ZM155 225H154V226H155ZM166 225H169V224L167 223ZM216 225H215V226H216ZM218 225H219V224H218ZM220 225H221V224H220ZM226 225L229 226V224H226ZM81 226H83V225H81ZM139 226H140V225H139ZM144 226H145V225H144ZM144 226H143V229H144ZM147 226H149L150 228H153V227H151L150 225H147ZM171 226H172V225H171ZM210 226H211V225H210ZM210 226H208V227H210ZM212 226H213V225H212ZM223 226H224V225H223ZM236 226H237V225H236ZM241 226H242V224H241ZM79 227H80V226H78L77 228H79ZM140 227H142V226H140ZM160 227H161V226H160ZM160 227H159V228H160ZM244 227H245V226H244ZM128 228H129V227H128ZM145 228H146V227H145ZM150 228H149V229H150ZM157 228H158V227H157ZM211 228H212V227H211ZM214 228H217V226L214 227ZM218 228H219V227H218ZM218 228H217V230H219ZM220 228H221V227H220ZM223 228H225V227H223ZM227 228H228V227H227ZM230 228H231V227H229V229H230ZM234 228H235V227H234ZM239 228H240V227H239ZM79 229H81V228H79ZM120 229H121V228H120ZM132 229H133V228H132ZM139 229H140V228H139ZM141 229H142V228H141ZM141 229H140V230H141ZM143 229H142L141 234H144V233H143ZM146 229H147V228H146ZM146 229H144V230H146ZM149 229H148V230H149ZM172 229H173V227H172ZM172 229H171V230H172ZM202 229H203V228H202ZM204 229H207L206 224H205V228H204ZM209 229H210V228H209ZM255 229H256V228H255ZM69 230H71V229H69ZM125 230H126V228H125ZM127 230H128V229H127ZM130 230H131V228H130ZM130 230H129V231H130ZM137 230H138V229H137ZM150 230H151V229H150ZM150 230H149V231H150ZM162 230H163V229H162ZM171 230H170V231H171ZM146 231H147V230H146ZM157 231H158V230H157ZM157 231H156V232H157ZM170 231H168V232H170ZM210 231H211V230H210ZM220 231H221V229H220ZM234 231H235V230H234ZM39 232H40V231H39ZM47 232H48V231H47ZM51 232L53 233V231H51ZM54 232H55V231H54ZM100 232H101V231H100ZM121 232H122V231H121ZM126 232H127V231H126ZM126 232H124V233L126 234ZM153 232H154V231H153ZM153 232H152V235H154ZM156 232H155V233H156ZM160 232H161V231H160ZM211 232H212V231H211ZM30 233H31V232H30ZM48 233H49V232H48ZM56 233H57V231H56ZM56 233H53V234H54L53 236H55ZM71 233H72V231H71ZM128 233H131V232H128ZM138 233H139V232H138ZM146 233H147V232H146ZM150 233H151V232H150ZM164 233H165V232H164ZM216 233H217V232H216ZM220 233H221V232H220ZM223 233H224V232H223ZM49 234H50V233H49ZM134 234H135V233H134ZM158 234H159V233H157L156 235L158 236ZM169 234H171V232L168 233V234L166 233L165 236H166V235H169ZM173 234H174V232H173ZM175 234H176V233H175ZM175 234H174V235H175ZM32 235H33V234H32ZM123 235H124V234H123ZM139 235H140V234H139ZM150 235H151V234H150ZM174 235H171V236H174ZM35 236H36V235H35ZM51 236H52V235L50 234L49 237H51ZM70 236H71V235H70ZM140 236H141V235H140ZM163 236H164V235H163ZM163 236H162V237H163ZM21 237H22V236H21ZM28 237H29V236H28ZM43 237H45V236L43 235ZM159 237H161V236H159ZM175 237H176V235H175ZM178 237H180V236H178ZM178 237H177V239H178ZM22 238H23V237H22ZM33 238H34V237H33ZM181 238H182V237H181ZM218 238H219V237H218ZM48 239H49V238H48ZM153 239H154V238H153ZM160 239H161V238H160ZM162 239H163V238H162ZM172 239H173V238H172ZM14 240H15V239H14ZM33 240H34V239H33ZM155 240H156V239H155ZM205 240H206V239H205ZM231 240H232V239H231ZM24 241H25V240H24ZM30 241H31V238H30ZM46 241H47V240H46ZM157 241H158V240H157ZM176 241H177V240H176ZM180 241H181V240H180ZM183 241H184V240H183ZM214 241H215V240H214ZM226 241H228V240H226ZM149 242H150V241H149ZM169 242H170V241H169ZM171 242L173 243L174 241H171ZM177 242H178V241H177ZM229 242H231V241H229ZM238 242H239V241H237V243H238ZM240 242H241V241H240ZM33 243H34V242H33ZM38 243L41 244V242H39V240H38ZM151 243H152V242H151ZM153 243L155 244L156 242H153ZM157 243H158V242H157ZM183 243H185V242H183ZM237 243H236V245H237ZM154 244H153V245H154ZM223 244H224V243H223ZM41 245H42V244H41ZM157 245H158V244H157ZM175 245H176V244H175ZM232 245H233V244H232ZM10 246H11V245H10ZM32 246H34V245H32ZM158 246H159V245H158ZM228 246H229V245H228ZM35 247H36V246H35ZM160 247H161V249H162V245H160ZM160 247H159V248H160ZM184 247H185V246H184ZM237 247H238V246H237ZM260 247H261V246H260ZM260 247H259V248H260ZM8 248H9V246H8ZM159 248H158V249H159ZM170 248H172V247H170ZM170 248H168L167 250H169ZM182 248H183V247H182ZM96 249H97V248H96ZM96 249H95V250H96ZM98 249H100V248H98ZM219 249H220V248H219ZM262 249H263V248H262ZM6 250H7V249H6ZM260 250H261V249H260ZM158 251H159V250H158ZM160 251H161V250H160ZM163 251H164V250H163ZM66 252H67V251H66ZM100 252H101V251H100ZM260 252H261V251H260ZM263 252H264V251H263ZM161 253H162V252H161ZM163 253H165V252H163ZM166 253H167V252H166ZM62 254H63V253H62ZM75 254H76V253H75ZM157 254H158V253H157ZM159 254H160V252H159ZM263 254H264V253H263ZM50 255H51V254H50ZM166 255H167V254H166ZM166 255H165V256H166ZM168 255H169V254H168ZM168 255H167V256H168ZM173 255H174V254H173ZM45 256H46V255H45ZM52 256H53V255H52ZM59 256H61V255L59 254ZM157 256L159 257L160 255H157ZM157 256H156V257H157ZM161 256H162V255H161ZM171 256H172V255H171ZM177 257H178V256H177ZM27 258H28V257H27ZM39 258H40V257H39ZM60 258H61V257H59V259H60ZM63 258H64V257H63ZM63 258H62V259H63ZM67 258H68V257H67ZM70 258H71V257H70ZM116 258H117V257H116ZM168 258H169V257H168ZM174 258H175V257H174ZM53 259H54V258H53ZM62 259H61L60 261H63ZM107 259H108V258H107ZM164 259H165V258H164ZM171 259H173V258H171ZM242 259H243V258H242ZM44 260H45V258H44ZM47 260H48V262H49V259H47ZM166 260H167V258H166ZM168 260H169V259H168ZM183 260H184V259H183ZM51 261H52V259H51ZM54 261H55V260H54ZM60 261H58V262H60ZM110 261H112V260H110ZM117 261H118V260H117ZM119 261H120V259H119ZM119 261H118V262H119ZM157 261H158V260H157ZM172 261H173V260H172ZM180 261H181V260H180ZM16 262H17V261H16ZM44 262H46V263L48 264V262H47L46 260H45ZM52 262H53V261H52ZM52 262H50V263H52ZM161 262H162V261H161ZM173 262H174V261H173ZM181 262H182V261H181ZM188 262H189V261H188ZM230 262H231V261H230ZM230 262H229V263H230ZM36 263H38V262L36 261ZM39 263H40V260H39ZM55 263H57V261L54 262V264H55ZM62 263L64 264L65 262H62ZM106 263H107V262H106ZM108 263H109V262H108ZM154 263H155V262H154ZM168 263H169V261H168ZM204 263H206V262H204ZM23 264H24V263H23ZM34 264H35V263H34ZM42 264H43V263H42ZM52 264H53V263H52ZM57 264H59V263H57ZM60 264H61V263H60ZM65 264H66V263H65ZM68 264H69V263H68ZM73 264H74V263H73ZM111 264H112V263H111ZM165 264H166V263H165ZM170 264H171V263H170ZM191 264H192V263H191ZM196 264H197V263H196ZM255 264H256V263H255Z\"/></svg>",
	"mask_w": 264,
	"mask_h": 264
}]
</instances>
